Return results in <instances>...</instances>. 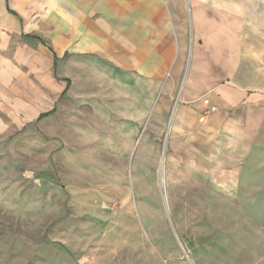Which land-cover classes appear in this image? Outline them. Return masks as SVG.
<instances>
[{"label": "rangeland", "instance_id": "rangeland-1", "mask_svg": "<svg viewBox=\"0 0 264 264\" xmlns=\"http://www.w3.org/2000/svg\"><path fill=\"white\" fill-rule=\"evenodd\" d=\"M161 1L183 10L167 14L178 63L160 124L149 110L130 136L83 79L41 119L32 94L0 99V264H264V105L234 110L208 141L175 134L208 12Z\"/></svg>", "mask_w": 264, "mask_h": 264}, {"label": "crops", "instance_id": "crops-1", "mask_svg": "<svg viewBox=\"0 0 264 264\" xmlns=\"http://www.w3.org/2000/svg\"><path fill=\"white\" fill-rule=\"evenodd\" d=\"M188 1L193 15L208 12V20L195 27L173 123L176 135L208 141L226 129L234 110L264 105V0ZM162 2L0 0V99L26 103L32 94L41 103L39 118L54 111L44 112L53 95L83 79L91 99H104L109 120L122 122L130 136L149 113L150 126L160 124L178 63L167 14L183 10ZM64 65L68 76L60 78ZM205 110H212L208 117Z\"/></svg>", "mask_w": 264, "mask_h": 264}, {"label": "trees", "instance_id": "trees-1", "mask_svg": "<svg viewBox=\"0 0 264 264\" xmlns=\"http://www.w3.org/2000/svg\"><path fill=\"white\" fill-rule=\"evenodd\" d=\"M53 112H54L53 110H50V111L46 112L45 114H41V115H39L38 119L44 118V117H46V115L51 114Z\"/></svg>", "mask_w": 264, "mask_h": 264}, {"label": "built area", "instance_id": "built-area-1", "mask_svg": "<svg viewBox=\"0 0 264 264\" xmlns=\"http://www.w3.org/2000/svg\"><path fill=\"white\" fill-rule=\"evenodd\" d=\"M212 110H205L204 117H208L211 114Z\"/></svg>", "mask_w": 264, "mask_h": 264}]
</instances>
